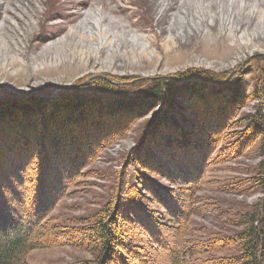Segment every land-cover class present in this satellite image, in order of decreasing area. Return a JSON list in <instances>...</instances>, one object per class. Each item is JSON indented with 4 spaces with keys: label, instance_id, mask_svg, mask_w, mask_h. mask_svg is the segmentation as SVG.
I'll use <instances>...</instances> for the list:
<instances>
[{
    "label": "rangeland",
    "instance_id": "374dc122",
    "mask_svg": "<svg viewBox=\"0 0 264 264\" xmlns=\"http://www.w3.org/2000/svg\"><path fill=\"white\" fill-rule=\"evenodd\" d=\"M14 41L17 50L11 52ZM182 74L218 78L214 89L236 86L239 99L228 103L226 113L214 115L202 113L196 98L194 107L185 98L177 99L175 116L181 120L185 117L193 125L198 121L194 127L199 129L201 147L205 148L199 151L195 143L190 148L168 149L164 143L157 148L155 158L169 162L168 166L163 163L168 170L156 174L134 167L143 174L144 183L180 197L176 205L181 215L170 210L175 221L184 224L179 231L180 239L188 241L184 249L205 242L198 248L205 252L199 257L209 256L211 261L225 264L223 258L230 259L238 246L232 242L219 246L217 238L233 240L246 221L256 215L264 198V188L256 182L264 163L263 139L249 127L251 120L264 127V0H0V93L9 100L21 97L24 101L36 94L34 91L44 93L63 86L58 90L66 92L58 94L59 99L51 101L48 109L61 105L65 94L72 92L81 98L94 97L103 104L124 93L138 94L141 87H129L149 78L174 76L180 80ZM102 79L113 85V91L103 90ZM9 104L1 105L5 113L21 114L20 105ZM154 112L146 111L131 119V115L117 114L120 118L113 115L114 121L100 118L106 128L114 129L122 123L124 129L110 133L103 128L95 130L96 136L100 135L99 144L92 138L93 126L84 124L80 129L85 142L79 144L76 139L67 144L66 149L73 150L67 154L70 164L66 158L54 171L51 166L41 171L40 160L34 164L37 171L27 166L31 179L20 186L19 196L33 201L36 191L47 187V182L51 188L55 185V191L49 193L45 218L65 231L86 229L117 200L119 182L127 179L126 169L142 144ZM14 118L16 122L23 120ZM29 134L25 136L30 138ZM25 153L24 149L12 153L23 158L21 167L27 158L23 156H28ZM7 158L4 163L10 165ZM79 161L83 162L80 166ZM74 162L77 173L71 167ZM176 172L180 178L172 184L173 176L169 175ZM193 172L198 177L191 187L187 178L194 176ZM17 177V181L24 179ZM142 193L147 198L140 197L141 203L149 207L151 222H147L149 230L145 232L132 231L124 248L137 252L127 259L132 260L130 264H172L176 244L182 251L179 234L170 229L177 226L176 222L161 224L164 220L156 217L158 210L164 213L168 207L155 203L160 201L155 195L150 203L148 191ZM11 205H17L16 198H12ZM185 205L190 207L185 209ZM85 244L38 247L25 258L29 264L94 259L95 252Z\"/></svg>",
    "mask_w": 264,
    "mask_h": 264
},
{
    "label": "trees",
    "instance_id": "16d2710c",
    "mask_svg": "<svg viewBox=\"0 0 264 264\" xmlns=\"http://www.w3.org/2000/svg\"><path fill=\"white\" fill-rule=\"evenodd\" d=\"M207 78L209 77H199L197 74L192 76L183 75L180 80L167 77L149 78L136 86L129 87H141V91L138 94L127 95L124 93L120 95V98L116 97V99L109 100L103 104L99 100H95L96 98L94 97L81 98L76 92L66 93L63 99L64 102H61V105L59 103V105L52 106L51 109H48V106L52 104L51 101L59 99L57 95L62 91L65 93V89L53 92V88H49V91L41 92V95L32 94L31 97L26 98L24 101H22L21 97L17 98L18 100H9L3 93H0V111H2L0 112V264H29L25 257L32 249L62 244L80 246L84 242L87 248L95 252L94 259L63 264H130L132 260L128 261L127 257L131 255L130 253H132L131 257H133L134 252L137 251H133L131 248L125 250L124 247L132 238V231L141 230L145 232L149 230V228H146L147 222H151L149 207L141 203L140 197L147 198L143 195V190L148 191L150 194L147 199L150 203L154 202L156 196V200L160 201H155V203L168 207L169 211L165 208L166 212L161 213L158 210L159 215H152L153 219H156V217L160 221L163 219L164 221H161V224L163 222L166 223V221L176 220L171 210L174 213L178 212L176 200L180 199L176 194L171 193L172 191L159 190L157 187H153V184L144 183L143 174L137 173V168L134 166L137 165L142 169L147 168L149 173L155 172L156 174L168 170L169 167L164 168L163 163L168 166L169 162L165 161L162 163L160 159L155 158L157 148H161L164 143L165 148L168 149H173L172 147L176 149L190 148L195 143L199 151L205 148L201 147V140L203 139H201L199 129L194 127L199 125L198 121L196 122L197 124L194 123L193 125L188 123L185 117L181 120L175 116L177 112L174 111V107L175 105L177 106V99L185 98L194 107L193 100L196 98L199 100L198 107L200 111L204 114L213 112V115L219 112V114L226 113L225 107L228 106V103L233 100L236 102L239 99L240 91L236 86H229L217 91L214 87L215 85L217 86L219 79H213L215 77H212V79ZM100 81L104 85V91H113L111 83L104 81V79ZM261 89V92L264 93V85ZM12 102L17 106L20 105L21 114L13 111L5 113L7 112L5 111L6 109L3 110L1 108V105L7 106ZM146 111L155 112L148 123L147 131L142 136V144L137 154L129 162V170L126 169L127 179L122 178L119 182L117 200L102 218L100 216L96 222L89 225L86 229H80L75 232H71V230L65 231L59 225H50V219L45 218L48 212L49 193L51 194L55 191V185L51 188L47 182V187H42V191L40 189L36 191L33 201L27 200L24 195L19 196L20 186H24L31 179L29 173L26 172V167H32L37 171L36 167L38 166H34V164L39 160L38 164L41 167V171L50 166L53 171L59 168L58 165L61 167L63 161L68 157L67 154L73 151L69 147V149H66L67 144L76 141V139L79 140L77 142L79 144L85 142L86 138H83L84 134L80 129L84 124L93 126L91 135L99 144L100 141L97 138L100 135L96 136L95 130L101 131L100 128H103L105 133H110L111 131L114 132V130L120 131L124 129L122 123L115 126L114 129L106 128L101 123L100 118L105 117L114 121V117L117 114H122L131 115L129 118L131 119ZM13 115H16V117L14 118ZM94 115L96 119H94ZM117 116L119 117V115ZM198 116L199 114L195 117ZM11 117L16 120H23L16 122ZM194 119L196 118L190 119L191 122H194ZM223 119L221 118V120ZM179 121L184 124L180 125ZM249 127H251L250 130L252 129L251 131H255L256 136L260 134L264 148V131L262 130L264 127L261 128L259 122L253 120L250 121ZM17 128H20V130L17 131ZM26 134L31 137H26ZM165 139L166 141H164ZM18 149H24L25 154L28 153V156L22 155L27 157L23 167H21L22 161H24L23 158H20L19 154L15 155L18 159L12 156V153ZM67 150L69 151L67 152ZM8 156L9 158L7 159L12 165L4 163L5 157ZM69 160L67 158L68 164H70ZM193 160L195 158L192 159V162ZM56 161H58V164ZM82 163V161H79V166ZM74 164L75 162L71 167L76 170L77 168ZM259 171L256 182L264 188V163ZM143 172L146 173L145 171ZM177 173L169 175L173 176L172 182H174L172 184L176 183V178H180ZM65 174L67 175L68 171ZM17 175L24 177L23 181H17ZM182 175L185 174L182 173ZM12 177L16 180L12 179ZM197 177L198 173L196 172L194 176L187 178L188 180L186 179L191 187L196 183ZM56 178L59 180V177ZM47 190L49 191L48 193H46ZM153 195L155 196L152 198ZM11 197L13 199L16 198L17 205H11ZM184 200L185 202L189 201L188 199ZM262 201L263 204H260L256 215L246 221L248 222L247 225L233 236V240L217 238L221 242L219 246H227L229 242L238 246V251L235 255L230 257V259H227V257L223 258L225 264L226 261H230L229 264H264V198ZM6 204L7 207H5ZM8 204L11 208L8 207ZM189 207L185 205V209ZM179 215L181 214L178 212L177 216ZM175 222L177 226L170 229L179 234L177 241H180L182 251H178V245L176 244L172 256V264H201L202 262L204 264H223L211 261L209 256L203 259L199 257L201 256L200 254L205 252L198 251V248L205 246V242L192 243V245H189V249H184V242L188 241L180 239L182 232H179L184 224L180 221ZM50 230L52 232H49ZM76 234L81 236L78 237ZM145 259L148 258H142V260Z\"/></svg>",
    "mask_w": 264,
    "mask_h": 264
},
{
    "label": "bare ground",
    "instance_id": "6f19581e",
    "mask_svg": "<svg viewBox=\"0 0 264 264\" xmlns=\"http://www.w3.org/2000/svg\"><path fill=\"white\" fill-rule=\"evenodd\" d=\"M27 11V10H26ZM20 12H22V11H20ZM25 14H27V13H25ZM25 18H26V16H25ZM12 26V25H11ZM14 27V26H13ZM15 30V29H14ZM13 36V35H12ZM15 40V39H14ZM6 43H8L9 44V40H7L6 39V41H5ZM11 42V41H10ZM17 43V41H14L13 42V44L10 46L11 48H12V50H11V52H14V51H16L17 49H16V47L14 46V44H16ZM6 48V47H5ZM6 53V52H5ZM13 54V53H12ZM7 56H9V55H7ZM14 56V55H13ZM9 60V59H8Z\"/></svg>",
    "mask_w": 264,
    "mask_h": 264
},
{
    "label": "water",
    "instance_id": "95a60500",
    "mask_svg": "<svg viewBox=\"0 0 264 264\" xmlns=\"http://www.w3.org/2000/svg\"><path fill=\"white\" fill-rule=\"evenodd\" d=\"M171 78H174V76H170ZM61 87H63V86H56L55 88H54V90H53V92H55L56 90H58V89H60ZM34 92H36V94H42L41 92H38V91H34Z\"/></svg>",
    "mask_w": 264,
    "mask_h": 264
}]
</instances>
